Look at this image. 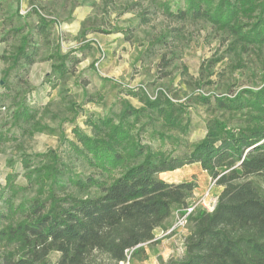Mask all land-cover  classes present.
Here are the masks:
<instances>
[{
  "label": "trees",
  "instance_id": "1",
  "mask_svg": "<svg viewBox=\"0 0 264 264\" xmlns=\"http://www.w3.org/2000/svg\"><path fill=\"white\" fill-rule=\"evenodd\" d=\"M175 4L173 10L172 2L160 3L168 17L205 21L229 34L236 48L264 47V0ZM39 25L47 36L46 25ZM31 42L23 35L6 58L11 63L6 79L34 62ZM51 59L57 61L53 64L57 74L65 77L70 72L68 55L54 54ZM9 93H1L0 102ZM128 93L143 107L123 101L119 112L88 121L91 134L78 126L72 129L75 140H67V153L92 170L90 174H76L51 149L21 157L26 184L17 182L18 172L7 175L0 188V222L4 221L0 264H120L127 259V250H133L131 257L142 259L144 246L155 242L158 229H167V221L187 206L197 187L193 181L169 182L160 174L195 163L222 191L212 212L198 210L191 216L183 258L163 263L264 264V87L214 100L200 96V101L213 104L225 116L209 120L205 137L180 154L144 139L150 135L163 144L178 145L179 140L168 133H189L187 107L165 93L155 99L140 90ZM69 110L75 111V106ZM12 118L14 125L32 126L29 135L58 134L57 129L40 124L23 101ZM154 120L159 121V130L152 126ZM11 140L9 133H0V145ZM29 190H34L33 198L17 201ZM53 254L58 257L53 259Z\"/></svg>",
  "mask_w": 264,
  "mask_h": 264
},
{
  "label": "rangeland",
  "instance_id": "2",
  "mask_svg": "<svg viewBox=\"0 0 264 264\" xmlns=\"http://www.w3.org/2000/svg\"><path fill=\"white\" fill-rule=\"evenodd\" d=\"M164 1L172 2L175 10L179 0H0V94L10 92L0 102V133H9L13 138L0 145V188L6 185L12 171L19 173L18 183L26 184L21 157L51 149L57 150L76 174H90L92 170L67 153V140H75L72 129L78 126L91 134L88 121L119 112L123 101L143 107L129 90H140L150 99L165 93L187 107L189 133H168L179 140L178 145L169 141L163 144L150 135L144 139L180 154L205 137L209 120L225 116L213 104L200 101V96L214 100L216 96L264 87V47L236 48L232 36L208 22L168 17L160 5ZM39 22L46 25L47 36ZM23 35L33 40L30 47L36 52L35 60L6 79L5 72L11 64L6 58L20 45ZM54 54L69 56L70 72L65 77L53 69L57 62L51 59ZM91 98L96 102L89 101ZM21 101L36 113L40 124L57 129L58 134L46 131L29 135L32 126L14 125L12 114ZM74 106L75 111H70ZM152 126L159 130V121L154 120ZM160 177L203 186L201 190L196 187L189 200L204 196L214 180L196 163ZM218 192L216 184L211 193L219 196ZM34 195V190H29L17 201ZM177 213L178 210L173 213V223L168 228L176 222ZM163 231L155 238L173 237L167 245L172 253L162 259L157 256L158 248L153 258L145 252L142 259L132 257L130 264H164L171 258L182 259V241L190 225L185 233L165 235ZM57 257L52 255L53 259Z\"/></svg>",
  "mask_w": 264,
  "mask_h": 264
},
{
  "label": "built area",
  "instance_id": "3",
  "mask_svg": "<svg viewBox=\"0 0 264 264\" xmlns=\"http://www.w3.org/2000/svg\"><path fill=\"white\" fill-rule=\"evenodd\" d=\"M216 185V180H213L210 188L207 190L204 196L200 197L199 199H191L189 200L187 206L182 210H178L177 220L172 225L171 228H168L167 231L163 234L168 235L171 233L181 232L185 233L187 227L189 225V221L192 215H194L198 210H205L207 212H212L217 205L218 196H214L211 193L212 187ZM180 233V234H181ZM159 238H155L154 240H158ZM186 239V238H185ZM185 239L182 241V248L186 249L185 246ZM133 250H127V259L120 264H130V259L132 258Z\"/></svg>",
  "mask_w": 264,
  "mask_h": 264
},
{
  "label": "crops",
  "instance_id": "4",
  "mask_svg": "<svg viewBox=\"0 0 264 264\" xmlns=\"http://www.w3.org/2000/svg\"><path fill=\"white\" fill-rule=\"evenodd\" d=\"M196 164L197 165H200L199 163H196ZM200 171L202 173H206V175H207V177L209 179L211 178L210 175L205 170L202 169L201 165H200ZM202 187L203 186H201V187H198L197 186L198 190H201ZM218 188L220 189V192H221L222 191V187H219L218 186ZM220 192H218L216 194L219 195ZM172 223H173V216L168 220V222H167V228ZM162 231H163L162 229H158L155 234L161 233ZM171 239H173V237H170L168 239L167 238H161V239L156 240L154 243L146 244L144 246L146 255L147 256L149 255V257L153 258L152 257L154 255L153 254V251H155V249H158L159 248V252H158L157 256L158 257H162V259H165L166 256H168V255H170V253H172V251H170L168 249V247H167V245L170 243ZM157 262H158V259H157V261H154V263H157Z\"/></svg>",
  "mask_w": 264,
  "mask_h": 264
}]
</instances>
